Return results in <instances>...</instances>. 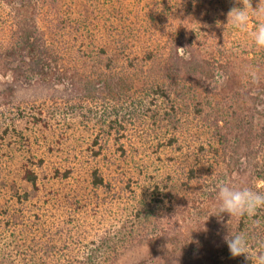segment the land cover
Returning <instances> with one entry per match:
<instances>
[{
    "label": "trees",
    "instance_id": "16d2710c",
    "mask_svg": "<svg viewBox=\"0 0 264 264\" xmlns=\"http://www.w3.org/2000/svg\"><path fill=\"white\" fill-rule=\"evenodd\" d=\"M258 5L252 0L251 27L242 31L228 23L229 11L243 7L241 0H0L1 147L17 132L16 122L32 111H37L31 116L34 126L48 129L55 116L65 122L80 117L95 120L121 142L131 116L153 112L166 101L171 136L164 146L185 151L177 163L184 180L176 185L170 176L163 186L154 181L151 205L133 206L124 220L117 205L122 203L117 195L126 191L124 180L92 170L74 220L77 231L64 240L79 248L65 257L57 220L64 205L59 191L51 189L45 203L54 217L42 218V204L37 219L25 220L17 234L30 236L29 248L18 251L15 264H117L139 247L149 249L141 264H225L222 257H231L225 236L243 234L254 241L251 225L259 218L212 213L219 205L217 172L224 171L226 183L241 188L237 164L243 161L255 174L254 188L255 181L264 183L258 167L264 157V48L249 35L264 19L255 13ZM250 70L257 73L256 82ZM183 102L207 130L194 129L193 135L206 138L191 140L189 126L177 118ZM21 170L38 188L36 170ZM72 173L57 171L65 179ZM24 197L31 199L28 192ZM196 198L215 202L206 219L177 226L163 222ZM104 206L116 213L109 224L100 218ZM87 210L94 216H86ZM94 217L97 225L86 226ZM93 229L89 240L85 233ZM249 251L261 250L252 245ZM241 256L244 264H252Z\"/></svg>",
    "mask_w": 264,
    "mask_h": 264
},
{
    "label": "rangeland",
    "instance_id": "374dc122",
    "mask_svg": "<svg viewBox=\"0 0 264 264\" xmlns=\"http://www.w3.org/2000/svg\"><path fill=\"white\" fill-rule=\"evenodd\" d=\"M250 27L248 26L247 29L249 30ZM0 102L2 103L4 100L0 99ZM169 109L170 104L162 101L153 112L131 116L121 133L123 135L121 142H116L113 140V136L105 134L106 129H102L104 127L96 123L95 120L86 122L79 117L72 122H65L59 116H55L51 118L50 128L47 129L33 125L31 116L32 114L37 115V111L29 113L27 115L29 118L19 119L16 122L17 132L6 138L3 147L0 145V264H15L20 258L17 256L19 255L18 251L29 248L27 240L30 236L24 232L26 238L23 236L19 239L20 234H17V230L23 229L25 220H29L30 216L32 220L37 219L36 212H42L38 211L42 204L46 208L42 218L51 219L50 216L54 217L52 210H47L45 203L48 198L47 192L50 193L51 189L59 191L57 197L64 205V211L57 219L60 225L59 230L64 232L63 241L61 240L64 244L62 257L76 252L79 247L71 245L72 248H70L64 240L67 237L72 239V236H75L77 230L74 225L77 224L74 220L78 208L82 205L83 193L86 190L82 188L87 184L89 173L95 168H99L104 174H108L110 178L117 181L124 180L122 186L126 191L122 196L117 195L122 199V203H117V205L122 211L120 214H123V220L129 216L133 206L141 203L146 206L151 205L154 181L161 185L168 184L169 177L174 176L175 184L181 183L184 176L180 173L181 165L177 163L179 158H183L185 151L178 153L176 145L164 146L171 136V122L168 121L167 113H165ZM179 110L181 113L177 118L186 123L184 127L189 126L191 140L198 137L206 138V135L201 136L198 133L193 135L192 133L194 129L202 130L203 128L200 124L201 121L194 119L196 116L193 109L183 102ZM202 131L204 134L207 133L206 129ZM121 145L126 150L125 155L122 153ZM40 159L43 162H40ZM24 166H30L36 170L38 188L33 187L22 176L21 169ZM237 166L239 172L242 173L241 188H250L264 193V183L261 180L255 181V186L258 189L254 188L252 180L254 182L253 175L255 174L251 172L252 167L243 161ZM258 167L264 172V157L259 160ZM67 170L73 172V177L65 179L62 175L57 174V171L61 174ZM224 173V171H219L214 175L215 179L219 180L218 185L226 183L227 176ZM118 186L119 184L116 185V188ZM25 192H28L31 198L28 201L25 200ZM165 194L164 192V196ZM104 195L105 191L101 197ZM91 197L94 198L92 195ZM156 198L158 197H154V199ZM54 200L55 198H51L47 204L50 205ZM167 203L168 201L165 199V204ZM214 205L215 202L210 200L196 198L194 203L177 209L163 222L169 220L170 223L177 226L179 223L192 222L197 218L204 220L211 214ZM156 206L159 205L156 204ZM103 208L104 213H101L100 218H106L107 224H109L116 213L114 211L112 213V210L107 206ZM85 213L86 216L89 214L90 217L94 216L93 211L88 212L87 210ZM253 216L259 220L251 225L252 231L255 232V239L252 242L248 241L250 242L248 246L254 245L259 250V242H264V208L258 209ZM89 220L90 218L86 220V226L97 225L95 217L93 221ZM94 231L95 229L85 233L87 239L90 240L94 237ZM148 251L149 249L146 247L129 250L117 264H141L143 256ZM41 252L43 251L41 250ZM230 256L222 257L225 264H244L241 255L233 257L230 254ZM22 258H24L23 255ZM212 259L211 263H214L215 258L212 257ZM204 261L207 262L206 259Z\"/></svg>",
    "mask_w": 264,
    "mask_h": 264
},
{
    "label": "clouds",
    "instance_id": "9594fccd",
    "mask_svg": "<svg viewBox=\"0 0 264 264\" xmlns=\"http://www.w3.org/2000/svg\"><path fill=\"white\" fill-rule=\"evenodd\" d=\"M241 2L242 8H233L229 11L228 23L246 31L249 22V8H253L252 0H241ZM255 13L258 17H264V0H259ZM249 35L258 48H264V19H261L255 31L250 32ZM249 74L253 82L258 80L255 70H250ZM217 199L219 201L218 211L212 214L227 213L231 218L245 215L253 216L258 209L264 208V193L250 188H238L228 183L218 185ZM224 239L233 257L246 254V259H250L252 264H264V242L258 244L261 251L252 253L249 251L248 240L243 234L230 233Z\"/></svg>",
    "mask_w": 264,
    "mask_h": 264
}]
</instances>
